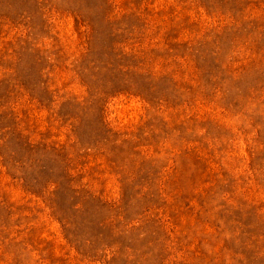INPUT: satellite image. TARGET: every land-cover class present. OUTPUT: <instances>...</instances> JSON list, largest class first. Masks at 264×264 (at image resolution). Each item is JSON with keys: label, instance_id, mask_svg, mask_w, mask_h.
<instances>
[{"label": "rangeland", "instance_id": "1", "mask_svg": "<svg viewBox=\"0 0 264 264\" xmlns=\"http://www.w3.org/2000/svg\"><path fill=\"white\" fill-rule=\"evenodd\" d=\"M0 264H264V0H0Z\"/></svg>", "mask_w": 264, "mask_h": 264}]
</instances>
